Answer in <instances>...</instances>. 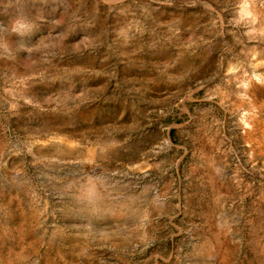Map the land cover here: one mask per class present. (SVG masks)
I'll return each mask as SVG.
<instances>
[{
    "label": "rangeland",
    "instance_id": "rangeland-1",
    "mask_svg": "<svg viewBox=\"0 0 264 264\" xmlns=\"http://www.w3.org/2000/svg\"><path fill=\"white\" fill-rule=\"evenodd\" d=\"M0 264H264V0H0Z\"/></svg>",
    "mask_w": 264,
    "mask_h": 264
},
{
    "label": "bare ground",
    "instance_id": "bare-ground-1",
    "mask_svg": "<svg viewBox=\"0 0 264 264\" xmlns=\"http://www.w3.org/2000/svg\"><path fill=\"white\" fill-rule=\"evenodd\" d=\"M100 208V207H99Z\"/></svg>",
    "mask_w": 264,
    "mask_h": 264
}]
</instances>
